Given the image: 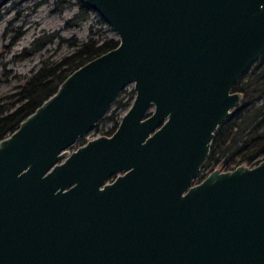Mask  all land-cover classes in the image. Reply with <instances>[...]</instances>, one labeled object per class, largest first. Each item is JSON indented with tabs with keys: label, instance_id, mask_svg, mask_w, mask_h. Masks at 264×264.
Masks as SVG:
<instances>
[{
	"label": "water",
	"instance_id": "obj_1",
	"mask_svg": "<svg viewBox=\"0 0 264 264\" xmlns=\"http://www.w3.org/2000/svg\"><path fill=\"white\" fill-rule=\"evenodd\" d=\"M117 45L0 139V264H264V160L213 169L264 0H83ZM128 84L110 135L69 148Z\"/></svg>",
	"mask_w": 264,
	"mask_h": 264
},
{
	"label": "trees",
	"instance_id": "obj_2",
	"mask_svg": "<svg viewBox=\"0 0 264 264\" xmlns=\"http://www.w3.org/2000/svg\"><path fill=\"white\" fill-rule=\"evenodd\" d=\"M80 3L82 9H88L83 0ZM76 19H80L78 15L73 20ZM84 19L85 16L80 20ZM43 36L37 37L30 49L24 52L31 51L28 53L31 54L40 50L57 37L55 34ZM68 41L74 48L70 54L58 60L50 56L43 59L41 65L20 82L16 92L7 97L9 100L0 105V139L14 131L27 115L51 96L69 73L117 45V40L106 37H89L83 42ZM233 90L242 92L243 99L215 130L198 181L215 168L229 170L241 163L254 165L264 160V53L238 78ZM133 98L134 92L129 101L114 102L129 108ZM114 129L100 134L110 135ZM80 140V145L84 144L85 140Z\"/></svg>",
	"mask_w": 264,
	"mask_h": 264
},
{
	"label": "rangeland",
	"instance_id": "obj_3",
	"mask_svg": "<svg viewBox=\"0 0 264 264\" xmlns=\"http://www.w3.org/2000/svg\"><path fill=\"white\" fill-rule=\"evenodd\" d=\"M76 15L85 19L73 20ZM49 34L57 37L40 50L31 54H28L31 51L24 52L37 37ZM89 37L118 39L96 12L82 9L80 0H0V105L9 100L7 97L16 92L20 82L37 69L43 59L50 56L58 60L73 51L68 40L83 42ZM132 92L133 85L128 84L115 100L129 101ZM127 109L113 102L83 140L116 128ZM81 141L78 139L69 149H76Z\"/></svg>",
	"mask_w": 264,
	"mask_h": 264
},
{
	"label": "flooded vegetation",
	"instance_id": "obj_4",
	"mask_svg": "<svg viewBox=\"0 0 264 264\" xmlns=\"http://www.w3.org/2000/svg\"><path fill=\"white\" fill-rule=\"evenodd\" d=\"M111 134H112V133H111ZM101 135H106V134H101ZM85 142H86V141H85ZM85 142H84V143H85Z\"/></svg>",
	"mask_w": 264,
	"mask_h": 264
}]
</instances>
